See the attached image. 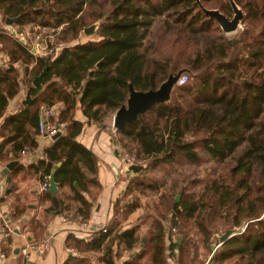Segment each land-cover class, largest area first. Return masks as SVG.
I'll list each match as a JSON object with an SVG mask.
<instances>
[{"label":"trees","instance_id":"16d2710c","mask_svg":"<svg viewBox=\"0 0 264 264\" xmlns=\"http://www.w3.org/2000/svg\"><path fill=\"white\" fill-rule=\"evenodd\" d=\"M233 2L243 13V28L229 38L200 8L230 19L229 0H0V54L8 59L0 64V163L7 145L15 153L36 148L42 110L61 105V134L33 168L45 182L60 163L55 182L70 194L44 193L51 202L47 214L88 221L92 209L86 195L100 189L98 159L77 141L84 123L75 119L76 110L88 124L103 126L126 104L131 89L157 91L170 76L188 73L185 84L171 87L168 101L116 131L112 141L143 168L114 201L105 233L89 241L67 235L66 247L77 255L68 254L63 264H90L88 254L99 252L102 264H116L120 255L113 246L131 250L139 242L137 227L121 230V224L139 208L136 193L155 189L148 174L205 158L232 164L196 200L182 198L178 214L172 199L162 200L145 243L121 264H138L146 254L151 264H201L198 245L187 235L191 229L211 253V264H264V0ZM18 16L13 34L5 20ZM92 24H97L94 36L82 41L81 33ZM27 25L53 31L58 48L47 43L49 55L31 53L18 37ZM46 63L43 83L32 87ZM23 86L32 102L5 116ZM219 226L243 231L212 248ZM167 229L178 233L176 245H167Z\"/></svg>","mask_w":264,"mask_h":264},{"label":"crops","instance_id":"0c3cea01","mask_svg":"<svg viewBox=\"0 0 264 264\" xmlns=\"http://www.w3.org/2000/svg\"><path fill=\"white\" fill-rule=\"evenodd\" d=\"M6 62H8L6 55L0 54V64ZM24 87L18 96L9 101L5 116L16 113L23 106L27 92ZM60 108L61 105L48 108L52 113V120L58 122L57 115ZM114 116L115 113L110 115L101 126L88 124L79 109L75 112V119L84 123L77 141L91 150L98 159L97 180L100 189L91 188L86 195L92 209L88 221L97 228L104 227L110 221L114 201L122 194L130 176L134 175L121 163L119 147L112 141L116 135L113 126ZM2 122L3 118L0 119V126ZM35 139L37 147L25 148L24 153L22 151L15 153L10 145H7L2 152L4 162L0 163V264H63L68 256L65 243L67 235L73 234L85 240V234L71 232L70 227L63 222L64 216L46 213L51 207V202L43 199V194L46 192L41 190L43 182L40 172H35L33 167L39 160L45 159L44 150L50 146L52 140L39 135ZM11 162L16 164L5 175L3 170ZM56 193L60 198H65L70 194V190L58 188ZM37 222L40 223L41 228L35 227L34 231L31 226H35ZM44 238L50 241L49 250L41 257L31 253L26 260L21 249L29 242ZM113 247L116 250V247ZM88 255L90 264H102L99 259L102 256L101 252ZM146 256L147 254L140 262ZM127 258L120 257L116 264H121Z\"/></svg>","mask_w":264,"mask_h":264},{"label":"rangeland","instance_id":"374dc122","mask_svg":"<svg viewBox=\"0 0 264 264\" xmlns=\"http://www.w3.org/2000/svg\"><path fill=\"white\" fill-rule=\"evenodd\" d=\"M242 28L243 25L240 22L236 32L240 31ZM7 29L11 30L12 33L16 34V31L19 28L14 26L12 28L7 27ZM21 31L22 33L19 34L18 37L23 41H27L29 43V46L31 47V50H35L36 55L43 56L46 54H50L51 50L46 49L47 43H49L55 49L58 48L57 46H59L56 37L57 35L54 34V32L51 30L38 29L32 25H27L21 28ZM235 33L228 34L227 37L231 38L235 35ZM93 36L94 33L90 36H85L82 33L80 35L82 41L90 39ZM178 73H180V75L184 73L188 75V73L184 70L179 71ZM120 151L125 152L124 150ZM231 164L232 162L230 160H227L226 162H216L205 158L204 161L200 164L176 162L163 166L162 168L149 173L147 179L150 181V183L152 182L153 185H156L155 189H148L144 194L139 192L136 193V196L138 195L139 197V208L136 209L135 212L132 213L121 224V230L136 226L138 229L137 237L139 238V242L137 243V246L131 250H128L123 246L118 247L116 251L120 255V257H129V255H132L133 253L138 251L140 246L145 243L146 233L151 228L153 218L158 215V209L161 205L162 200H165V198L169 200L172 199L173 207L175 198L177 195H179L177 208L180 212L181 207L178 206V204L182 198L196 200L201 194V192L204 190L206 185L214 180H217L220 175H223ZM128 199L132 200V197H129ZM168 224L169 222L167 221V225ZM223 233L224 230L221 228V226H219V228L212 235V245L218 242V238ZM177 235L178 233L175 229H167V245H176L178 243ZM187 235L188 237L193 239L198 245V259L200 263L202 262L201 264H205L208 258L211 256V253L207 248L202 247L201 239L196 234L195 229H191L187 233ZM212 245V248L215 247L214 245ZM149 261V255H147L140 262V264H149ZM171 263L172 262L169 261V264Z\"/></svg>","mask_w":264,"mask_h":264},{"label":"water","instance_id":"95a60500","mask_svg":"<svg viewBox=\"0 0 264 264\" xmlns=\"http://www.w3.org/2000/svg\"><path fill=\"white\" fill-rule=\"evenodd\" d=\"M46 2L48 0H45ZM199 2V0H197ZM231 7L233 9V17L231 19H228L223 14H221L218 10H207L203 8L200 5V8L203 10V12L209 16L210 18H214L220 29L225 33L226 35L235 33L239 27V24L241 20L243 19V13L242 11L234 4L233 0H229ZM20 19V16L16 18H7L5 20V25L8 27H11L15 22H17ZM97 29V24H92L91 26L85 28L83 30V34L85 36L92 35ZM14 34V33H13ZM21 42H24L21 39ZM31 53L35 54V50L32 49ZM48 69V65L46 63V66L42 70V72L35 76L32 80V87L36 88L39 87L44 80V75L46 74V71ZM180 76V73L175 74L173 76H170L167 81H165L161 87L157 91H149V92H135L132 89L130 90L129 98L126 101L125 105H122L116 112L113 119V126L115 131L122 130L125 127L126 123H130L134 121L138 115L143 114L147 109H149L152 105L158 104L161 102H165L169 100V93L170 89L173 85H175L178 77ZM32 102V99L30 97V89L26 92V98L23 101L22 105H28ZM60 133H57L54 137L51 138L52 141H54ZM15 162H11L6 165L5 169L3 170V173L6 175L10 170H12V167L15 165ZM60 166V163L55 165L53 167V170L49 176V192L51 194H55L58 189V185L55 182V171ZM142 166L140 165H129L128 171H130L133 174H138L142 170ZM179 200V195L176 196L175 202L173 203V211L177 214L179 212V209L177 208V202ZM242 228H233L226 230L219 238H218V247L223 244L226 240L231 238L232 236L238 235L242 232ZM144 242V239H143Z\"/></svg>","mask_w":264,"mask_h":264},{"label":"built area","instance_id":"2783aa9c","mask_svg":"<svg viewBox=\"0 0 264 264\" xmlns=\"http://www.w3.org/2000/svg\"><path fill=\"white\" fill-rule=\"evenodd\" d=\"M3 65H7V62L3 63ZM187 80H188V75L184 73L178 77L175 84L177 86H181L185 84ZM51 115L52 113L49 109L44 110L40 114L37 125V133L39 136H43L51 139L52 137L57 135V133H61L62 131L61 128H63V124L52 120ZM22 153H24V151ZM120 161L123 165H125L127 170L129 165L135 164L133 158L129 157L125 152H121ZM41 190L42 192H47L49 190L48 180L42 183ZM63 222L68 227H70L72 233L85 234L84 239L86 241L91 240L94 236L98 235L100 231L103 233L106 232L105 227L97 228L92 226L89 221H78L77 219H74L71 216L64 217ZM49 248H50V241L44 238L40 241L29 242L21 249V253L23 257L27 260L31 253L37 255L38 257H41L49 250ZM67 252L68 254L77 255V251L74 249H67ZM210 257L208 258L205 264H211Z\"/></svg>","mask_w":264,"mask_h":264}]
</instances>
